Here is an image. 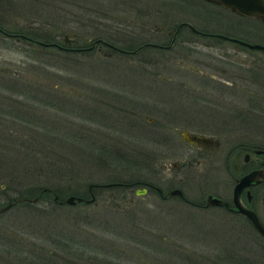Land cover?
<instances>
[{"label":"rangeland","instance_id":"rangeland-1","mask_svg":"<svg viewBox=\"0 0 264 264\" xmlns=\"http://www.w3.org/2000/svg\"><path fill=\"white\" fill-rule=\"evenodd\" d=\"M54 1L56 0L50 1L52 10L56 8ZM67 1L60 2V5L67 8ZM131 1L135 4L132 13L113 9L112 2L115 0H77L76 4L83 8L73 7L70 11L84 12L85 7L86 14L82 21L88 23L90 21L86 18L91 17L95 19L91 24L99 27L97 22H102L105 29L109 25L127 27L129 32L134 33L136 40H142L148 24L175 23L182 17L189 21H198L199 25L205 28L217 24L227 28L230 33L243 37L258 34L257 28H251L247 32L248 28L243 22L227 16L212 15L205 8L192 5L188 0ZM129 2L130 0L128 4ZM125 3L117 6L126 8ZM145 10L150 14L143 12ZM1 12L3 17L0 15V21L9 19L7 23L10 26L15 21L20 23L26 18L31 20L30 15H15L0 9V14ZM207 21L211 23L207 24ZM61 27H57L53 33L56 34V39H66L68 42L77 39L78 43H86L98 33V27L92 28L90 24L84 25V22L69 21ZM196 35L203 37L197 33ZM23 43L22 40L0 34V77L8 75L16 78L20 76V79L25 76L36 78L37 58L34 51H24L26 48ZM186 45L190 52L181 57L174 55L172 59L162 55L170 57L183 50L178 47L158 51L141 49L123 57L118 54L106 55L108 49L100 45L97 51H92L99 55L98 57L75 55L65 57L67 61L65 64L60 63L59 67L57 64H45L47 73L53 74L51 79H57L56 86L50 89L55 93L54 97L58 96L66 103V107H71L72 104L76 106L70 110L67 108L68 113L63 114L51 109L46 111L49 114L44 113L48 117L43 116L44 119L54 122V128L49 131L52 137L58 138L56 133L67 134L72 130L80 134L79 139L62 135V141L56 140L52 143L55 147L62 145L60 150L66 156L76 163L80 162L72 168L84 174L83 177H76L69 182H62L63 184L72 186L75 181L85 180L102 182L98 180L112 175L114 169L97 172L96 164L92 163L89 156L85 157L86 159H81L80 156L87 154L85 150L90 152V149L102 142L109 145L110 140L117 139V135L123 142L126 140L125 143L133 151H143L144 156L153 164L156 158L162 163H170L196 154L194 147L181 138L182 129L191 133L211 135L219 140L226 129L232 134L238 133L236 121L232 119L234 112L238 111L234 107L241 105L242 97L239 94H222L214 88L221 84L208 77L211 74L224 76L225 74L215 69L212 64L222 66L223 61V65L228 62L227 59L245 57L241 51V46H245L236 42H229L223 47L203 46L199 43ZM234 52L239 58L235 57ZM71 63L78 64L79 71L70 69L68 65ZM194 66L204 70L208 77H198L199 74L192 70ZM237 69L243 71L242 68ZM184 85L189 88L181 89ZM106 102L113 106H106ZM228 103L232 106L228 107ZM80 106L89 110L85 109L86 112L83 113ZM25 108V117L35 118L33 111L29 107ZM15 109L19 107L13 103L0 107L1 132L2 128L6 127L10 131L21 128L18 123L20 116L14 117L17 113ZM41 111L45 112L44 109ZM35 129L46 135L40 125ZM86 143H89L87 148L81 146ZM151 155H154L152 161ZM12 159L13 156L6 157V160ZM31 161L30 157H24L20 162L21 165L27 166L31 165ZM8 169L9 167L5 166L0 173V200L4 194L16 196L25 183L19 178L20 175L3 174L4 171H9ZM141 171L144 178L156 181L162 187H166L167 180L170 179L186 196L194 195V191L202 188L216 187L221 192H226V186L213 183L219 176L216 167L205 169L206 172L195 181H188V173H184L180 168L177 173L173 169L159 177L154 176V172H146L144 168ZM176 176L184 177V182L176 180ZM16 179H21L22 182ZM135 187L141 191L140 184L131 187V190L100 187L94 192V200L90 204H79L75 207L56 205L50 214H39L36 210L21 206L10 207L11 209L0 212V236H9L15 241L4 243L10 248L9 251L13 252L17 251L18 247H30L32 251L47 247L57 256L64 258L58 259L55 264H264V241L256 238L251 229L248 230L249 233H243L237 225L232 227V223L225 222L220 209L221 215L218 209H210L212 215L207 214L210 216L207 217L203 211L197 212L193 207L181 202H163L152 192L135 194ZM45 204H48L47 199L40 200L35 206L47 208ZM216 215H219L220 220L212 218ZM45 232L51 236L66 237H60L62 240L52 237L46 239L43 238L48 236ZM57 241H61L59 246L55 245ZM1 246L0 242V250ZM15 255L19 256L18 252ZM4 263L25 264L20 262V259L6 260Z\"/></svg>","mask_w":264,"mask_h":264},{"label":"trees","instance_id":"trees-1","mask_svg":"<svg viewBox=\"0 0 264 264\" xmlns=\"http://www.w3.org/2000/svg\"><path fill=\"white\" fill-rule=\"evenodd\" d=\"M50 1L51 0H0V9H2V11H4L5 13L11 12L15 15L16 13H22L26 16L30 15L31 18V20H29V18L25 17L28 20L26 21L25 19L20 23H17L16 21L13 22V20L11 21L13 22L11 26L8 25L9 19H5L4 22L0 21V34L3 36L11 37L13 39L22 40L24 42V47L26 48L24 49V51L27 49L34 51V54L37 58L36 78L25 76L20 79V76L19 78H16L15 76L8 75L0 77L2 78L0 79V89L6 90L0 91V107L3 105L8 106L10 103L16 104L20 110L15 109L17 113L14 117L20 116L18 119V123L19 126L23 128H18L21 129L20 131H17L18 129L16 131H10L6 127V129L2 128L3 133L0 131V173L3 172V168H5V166L9 167V171H4L3 174L20 175L19 178L21 177V179H23L22 181H25L26 183H24L25 185L23 184V187L16 196L12 197L8 194H4V197L2 198V200H0V206L6 204L7 202L16 200L14 204L6 209H9L10 207L15 208L21 206L32 211L36 210L39 212V214H50V211H53L56 205H67L68 207H75L79 204H90L94 200V198L90 202H77L73 205L60 203L59 200L61 199V196H65L68 194H74L88 198L90 194L87 189V185L89 183L97 182V180L75 181L74 185L72 186L62 183L69 182L79 176L83 177L84 174L81 171L72 168L73 165L80 164V162L76 163L70 157L66 156L60 150L62 145H60V147H55V144L52 143L56 142V140L62 141L60 139L62 135L79 139L80 134L78 135L75 131L72 130L67 134L56 133L58 134L56 135L58 138L51 136L52 134L49 131L54 128V122L44 119V115L48 117V115L44 113H48L46 111L53 109L64 114L68 113V109L70 110L72 108H76V106L72 104L71 107H66V103L64 101H61L58 96L54 97L55 93H52L50 89L56 86L57 79H51L53 74L47 73L48 70L45 69V64H57V66L59 67L60 63L65 64V62L67 61V58L65 57L69 58L70 56L75 55H83L84 57L85 55H87V57H98L99 55L94 54L92 51H97V47L99 45H103L104 47H106V49H108V51L105 53L106 55L118 54L119 56L123 57L134 54L141 49H150V47L148 46L136 49V47L141 42V39L136 40L135 36L133 35L134 33L131 31L129 32L126 29L127 27H111L109 25L108 28L105 29V27L102 26L104 25L102 22H97L99 27L94 23L91 24L90 22L95 21V19L91 17L86 18V20L90 21L88 23L82 21L83 16H85L86 14L85 7L84 12L70 11V9H72L73 7L83 8L81 5L76 4L77 0H68L67 3H69V5H67V8H65L64 5H60V2H64L66 0H56L54 1V6H56L54 10H52L53 6H51ZM128 1L129 0H115V2H112L114 5L113 9H122L127 11V13H132L134 9L133 5L135 4H132L131 0L128 4ZM24 2H26V5H24ZM120 3H125L124 6H126V8L123 6L118 7L117 4ZM143 12L149 13L147 10ZM100 13L102 14L106 12ZM95 14L97 13L95 12ZM0 15L3 17V12H1ZM5 16L7 17V14ZM111 17L113 19H116L114 16ZM69 21H76L79 23L84 22V25L90 24L92 28L98 27L96 29V32L98 33H95V36H93V38L86 43H78L77 39H72L70 42H66L64 41V39H56L57 37L56 34L53 33L55 32L53 30H57V27L62 28L61 26H63V24H67V22ZM117 22H119V20H117ZM114 24L116 25V20ZM96 38L103 39L108 44H104L101 41L92 44V41ZM134 49V52H130V50ZM77 65L78 64L73 65V63H71L68 65V67L77 72L79 71ZM90 68L94 69L93 67ZM28 104L29 106H27ZM104 104L106 106H113L107 104V102ZM25 107H29L33 111L35 118L29 117V119H27L25 117ZM35 108H39L40 110L37 111V109ZM80 108H82L83 113L86 112V108L84 109L81 106ZM43 109L45 110V112L41 111ZM97 115L101 116L100 113H97ZM29 116H31V114ZM26 125H28L29 127H26ZM39 125L46 135H43V133L35 129ZM66 129L70 130L68 128ZM5 131L7 132L5 133ZM117 136L118 137L117 139H115V141L109 139V145L102 142L98 145H95V149H92L96 150V152L92 151L91 149L90 152L88 150H85L87 151V154L80 156L81 159L85 157L87 158V156H89L92 163L96 164L95 170L97 169V172H100L102 170L114 169L112 175H109V177L106 179L98 180L102 182L97 183H120L111 186H92L90 190L93 197L94 192L99 190L100 187H119L123 189L130 186L139 185L143 182L144 179H146V177L144 178L142 176L143 174L141 170L143 168L146 170V172H153V166H150V164H153L148 160L149 158L147 156H144L143 151L141 153L133 151L131 147L128 146L127 143H125L126 140H124L123 142V139H120L119 135ZM88 144L89 143H86L84 145L81 144V146L87 148ZM11 156H13V159L11 161L6 160V157ZM24 157H30V159L32 160L31 165H21L20 161ZM153 157L154 155H151V161L153 160ZM21 179L16 180L22 182ZM54 195H56L55 199L53 198ZM33 198H35V200H31ZM43 199H47L48 204H45L47 205V208H37L35 206L36 203ZM45 233L48 234L47 232ZM11 236L13 237L14 235ZM50 237H52L53 239L58 238L59 240H62V238L60 237L64 238L66 236H51L50 234H48V236H44L43 238L48 239ZM5 241L15 242L11 240L9 236H0L1 245L7 247L4 244ZM59 243H61V241H57L55 245L59 246Z\"/></svg>","mask_w":264,"mask_h":264},{"label":"flooded vegetation","instance_id":"flooded-vegetation-1","mask_svg":"<svg viewBox=\"0 0 264 264\" xmlns=\"http://www.w3.org/2000/svg\"><path fill=\"white\" fill-rule=\"evenodd\" d=\"M188 1L192 5H199L205 8L212 15L219 17L227 16L243 22L248 28L246 29L247 32L251 28H257L258 34H253L252 37H243L230 33L227 28L218 26L217 24L205 28L201 27L198 21H189L182 17L175 23L163 22L164 24L159 25L156 23L148 24L149 26L144 29V37H142L136 49L148 46L154 51L171 50L174 47L183 50V52L172 54L170 57L162 55L164 58L172 59L174 55L181 57L188 54L189 48L186 45L187 43L223 47L225 44H229V42H236L245 46H241L243 48L241 51L245 57L239 58L234 52L235 57L239 59H227L228 62L223 65L225 62L223 61L222 66L216 63L212 64L215 69L225 74L224 76L218 77L211 74L208 77L204 70L201 71L195 66L192 67V70L199 74V76L197 75L198 77L203 78L207 76L208 78L214 79L216 83H220L221 86L214 88L220 90L222 94H239L242 97L241 105L234 107L238 111L234 112L232 119L236 121L235 124L238 126V133L232 134V132L228 131L229 129H226L223 131L220 140L211 135L202 134L204 137H197L196 140L189 142L196 151L194 156L189 155V158L182 161L178 162L177 160H173L170 163H162L156 158L153 162V172L155 173L154 176L157 175L159 177L165 174L166 171L173 169L177 173L180 168L184 173H188V181H195L206 172L205 169L216 167L219 176L213 183L226 186V192L223 193L219 188L212 187L198 189L196 190L197 192L194 191V195L189 194L186 196L184 195V191L179 186H175L170 179H168L169 181L167 180L166 187H162L156 181H151L146 178L140 183L141 189L143 190L141 194L152 192L163 202H181L184 205L193 207L197 212L203 211L202 213L206 215H212L209 211L210 209H218V211L220 209L226 220L225 222L232 223V227H235L233 225H237L236 227L243 233H249L250 231L248 230L251 229L255 232L256 238L264 241V235L260 234L254 228L252 222L244 213L238 211L233 201V187L236 180L251 172H258V174L253 175L249 182L240 188L238 198L240 204L251 210L264 227V48L249 49L246 48L248 46L243 44H259L264 46V19L256 15L241 14L217 1ZM209 23L211 22L207 21V24ZM196 33L203 37L196 35ZM99 46L97 49L100 48ZM134 51L135 49L130 50V52ZM237 68H242L243 71ZM184 88H189V86L184 85L181 87L183 90ZM227 106L230 107L232 105L228 103ZM188 133L189 135L195 134L196 136L201 134ZM176 178V180L184 182V177L176 176ZM131 187L133 186L128 187V189L131 190ZM173 188H178L181 194H170L169 192ZM135 189L137 188L135 187L133 192ZM207 194L216 196L225 203L209 204L206 202ZM208 215L207 217H210ZM212 218L220 220L219 215ZM18 248H15L17 251L13 252L9 251L10 248L8 247H1L0 264H5L4 262L6 260L17 261V259H20V262L25 264H55L58 259L63 258V256H57L47 247H41L40 250L37 249L39 251H32L30 247ZM16 252H18L19 256L15 255Z\"/></svg>","mask_w":264,"mask_h":264},{"label":"water","instance_id":"water-1","mask_svg":"<svg viewBox=\"0 0 264 264\" xmlns=\"http://www.w3.org/2000/svg\"><path fill=\"white\" fill-rule=\"evenodd\" d=\"M212 1H217V2H221L222 4L230 7L231 9L241 13V14H251V15H256L259 16L260 18L264 19V0H212ZM64 41L68 42L69 40L64 39ZM101 41L104 44H108L105 40L100 39V38H96L92 41V44H94L95 42ZM241 42V41H239ZM46 44V43H44ZM244 45L250 47V48H264V46L259 45V44H248V43H243ZM150 119V118H149ZM180 134H181V138L187 142H192L194 140L201 137H204L202 134L199 135H195V134H191L189 135L188 131L186 130H180ZM255 174H258V172H251L249 174H246L242 177H240L239 179L236 180V183L234 184L233 187V201L236 205V208L238 209V211L244 213L252 222V225L254 226V228L262 235H264V227L260 224V222L257 220L255 214L243 207L240 202H239V198H238V192L240 190V188L246 184L247 182H249V180L253 177V175L255 176ZM120 184L119 182H103V183H89L87 185V189L90 193V196L88 198L79 196V195H74V194H68L65 195L62 199L59 200L60 203H65L68 205H73L77 202H90L93 200V195L91 193L90 188L92 186H111V185H117ZM142 190V189H140ZM142 191H138V189L134 190L135 194H140L142 193ZM170 194H181L180 190L178 188H173L171 189V191L169 192ZM53 198H56V195L53 196ZM31 200H35V198L31 199ZM16 202L15 201H10L7 202L6 204L2 205L0 207V211L4 210L6 208H8L9 206H11L12 204H14ZM206 202L209 204H224L225 202L216 197L213 196L211 194H207L206 195Z\"/></svg>","mask_w":264,"mask_h":264}]
</instances>
